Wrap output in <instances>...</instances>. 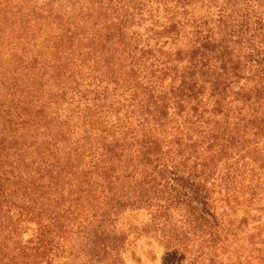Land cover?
Returning <instances> with one entry per match:
<instances>
[{
    "label": "trees",
    "instance_id": "16d2710c",
    "mask_svg": "<svg viewBox=\"0 0 264 264\" xmlns=\"http://www.w3.org/2000/svg\"><path fill=\"white\" fill-rule=\"evenodd\" d=\"M130 208L264 264V0H0V264H127Z\"/></svg>",
    "mask_w": 264,
    "mask_h": 264
},
{
    "label": "rangeland",
    "instance_id": "374dc122",
    "mask_svg": "<svg viewBox=\"0 0 264 264\" xmlns=\"http://www.w3.org/2000/svg\"><path fill=\"white\" fill-rule=\"evenodd\" d=\"M150 219L145 209L130 208L121 214L118 226L127 234L123 252L127 264H162L165 250L159 239L147 231ZM56 252L54 262L62 263L64 257L61 250Z\"/></svg>",
    "mask_w": 264,
    "mask_h": 264
}]
</instances>
